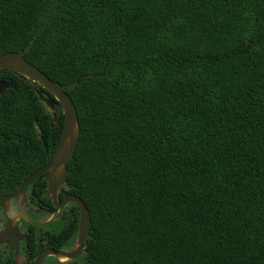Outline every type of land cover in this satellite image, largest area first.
<instances>
[{"label": "trees", "instance_id": "1", "mask_svg": "<svg viewBox=\"0 0 264 264\" xmlns=\"http://www.w3.org/2000/svg\"><path fill=\"white\" fill-rule=\"evenodd\" d=\"M7 53L78 111L59 200L81 198L92 224L66 264H264V0H0ZM0 81L2 201L52 158L65 115L25 77ZM47 185L20 199L24 260L0 250V264L75 241V204L37 224L57 211Z\"/></svg>", "mask_w": 264, "mask_h": 264}, {"label": "water", "instance_id": "2", "mask_svg": "<svg viewBox=\"0 0 264 264\" xmlns=\"http://www.w3.org/2000/svg\"><path fill=\"white\" fill-rule=\"evenodd\" d=\"M0 70L12 71L25 77L27 80L40 85L52 95V97H46L43 92L40 91L38 93L40 99L46 103L52 111H56L57 103L60 104L65 115L64 131L52 158L45 166L31 174L17 192L0 201V207H2L6 212L8 205L11 203L20 204L21 197L27 193L29 188L39 179L44 178V180L48 183L45 194L52 200L57 211L49 220L37 224L44 225L50 223L56 218L57 214L61 210L70 204H75L80 210L78 242L76 248L71 252L49 248L43 249L38 254L34 264H44L45 260L51 256L58 258L60 261H62V259H65V262L76 261L83 254L85 244L90 236L92 224L91 214L81 198L75 195H70L64 201H60L59 196L64 184L66 183L68 165L76 153L80 140L81 125L77 108L71 97L65 91L64 87L51 80L45 73L30 63L22 53H7L2 55L0 57ZM11 87L10 83L0 81V96ZM20 218H23L26 221H31L24 215L16 218V220H19ZM16 224H18L16 221L8 218L7 230L0 233V243L6 242L11 236H16L19 240L26 237L25 234H22L19 231ZM18 241L15 242V246L19 251L20 246Z\"/></svg>", "mask_w": 264, "mask_h": 264}, {"label": "flooded vegetation", "instance_id": "3", "mask_svg": "<svg viewBox=\"0 0 264 264\" xmlns=\"http://www.w3.org/2000/svg\"><path fill=\"white\" fill-rule=\"evenodd\" d=\"M0 209H1L0 210V233H2V232L7 230V227H8L7 226V221H8V218H10L13 221H16V223H18V224H16V227L19 229V231L22 234L26 235V237L22 238L21 240H19L16 236H11L6 242L0 243V250L3 251L4 253H9L10 255H14L15 258L19 257V259L23 258V260H24V250H25V247L29 243V233H30V231L24 225V221H26V220H24L23 218H20L19 220H16V218H19L21 215L25 216V214L21 210V208H19V203L18 204H12L11 203L10 205H8L7 210H6L7 213L5 212V210L2 207H0ZM18 211H21V212H18ZM28 222L35 224L34 221L33 222L32 221H28ZM78 233H79V231H78ZM49 236H50V233H49ZM16 241H18L19 246H20V250L19 251L16 249V246H15V242ZM77 242H78V235H77V237H76V239H75V241L73 242L72 245L65 246L62 249H57V250L71 252V251H73L76 248ZM46 248L53 249L51 247H45L43 249H46ZM43 249H41V251ZM54 250H56V249H54ZM66 263H68V262L60 261L58 258L53 257V256L48 257L45 260V262H44V264H66Z\"/></svg>", "mask_w": 264, "mask_h": 264}, {"label": "bare ground", "instance_id": "4", "mask_svg": "<svg viewBox=\"0 0 264 264\" xmlns=\"http://www.w3.org/2000/svg\"><path fill=\"white\" fill-rule=\"evenodd\" d=\"M62 261H66L65 259H62Z\"/></svg>", "mask_w": 264, "mask_h": 264}]
</instances>
